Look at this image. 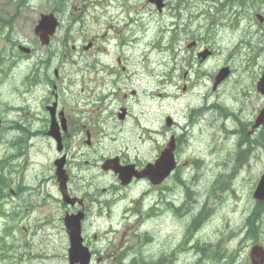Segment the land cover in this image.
Masks as SVG:
<instances>
[{"label":"rangeland","instance_id":"374dc122","mask_svg":"<svg viewBox=\"0 0 264 264\" xmlns=\"http://www.w3.org/2000/svg\"><path fill=\"white\" fill-rule=\"evenodd\" d=\"M56 1L57 4L60 3V7L64 9L62 21H66L67 17L72 14L71 11L73 6L74 9L78 6L79 10L76 12L75 16H81V18L76 19L77 17H74V21H68L67 24L73 28L72 35L82 36L83 34L88 40L95 38L91 49H83L87 46L88 42L83 40L80 45H75V47H77L76 51H71V47L73 46L71 43L67 48L68 52L60 51L59 53L65 59V66L62 72L59 71V73H65L61 86L62 94L60 99L62 102L61 106H64L66 109V114L78 121L82 126H87L89 128H93L90 126L89 115L94 123L97 122L95 120H97L99 115L102 117L104 116L108 121V126L103 128L101 132L108 135V137H110L109 135L111 134L113 138L115 135L120 134V123L126 122L131 134L128 137L122 134V137H115V140H117L116 144H124L127 141L133 146L131 147L132 151L143 147V142H148L149 148H151V159L156 158L159 149L165 146L171 137H180L179 142L181 150L176 148L179 159L178 170H183L187 163L189 166H192L196 161L200 162L201 167H203L204 162L206 163V160L208 161L209 158H211L210 164L207 166L209 171L205 169L206 180H204L201 175L202 170L196 169L194 175L196 177L193 178L197 180H191L193 186L187 193L179 189L184 183V179H170L159 190L155 189V187L150 185L147 181L135 183L129 188L121 189V191L118 192L119 197H122L125 193L130 191H133V193L126 199L114 203L113 209L115 210L113 211L115 214L112 215L111 220L116 231L108 235L103 248L93 258L92 264H118L122 254L126 250L132 251V255L126 260V264H129L133 258L141 253L142 258L147 261V264H154L166 254L168 259L172 260V264H252L249 259V254L251 249L256 245L262 250L264 259V215L256 216V220L259 223V232H257L258 234H256V237L253 238V234H251V237L246 238V234L239 231L243 223L239 224L238 215L244 216L237 202V194H239L240 190L236 189L235 192L234 189L230 188L227 191L216 190L213 195L211 194L215 182L213 173L216 171H224L228 167L225 166L220 168L214 166L213 160L215 158L220 162H224L225 165L229 163L230 167H232L239 154V148L244 147L247 149L248 156L255 154L252 158H257L259 160L255 164L254 173L264 162V156H262L264 153L257 154V152L260 151L257 145L262 143L263 140L254 135H248V132L253 134L251 131L253 120L263 105V101L261 102V99L255 91V84L261 74L259 70L261 65L264 64V60L256 59L255 62V59L250 58V60L254 61V63H251L245 56L240 59V54H235L237 52L236 48L240 37L248 29L253 28L252 30H256L258 28V24L255 22L257 14H254L255 18L246 19L247 21L242 25L240 31L233 32L231 26L225 28L224 25L217 28V21L222 16H219L218 13L215 12V7L219 5L222 0H214V15L212 16L214 23L204 27L198 32H192L187 36L188 39L194 41L206 39V50L209 53L201 60L203 62L202 66L200 68L196 67V72L192 76L181 78L177 82V91L174 93L176 101L173 104L174 109L172 110L174 111L175 118L183 125H186L187 128V130L180 132L173 129L171 125L167 126L166 123L153 125L155 121V116L153 114L158 108L161 99L158 97L160 94V87L158 88L156 82H150L145 89L144 84L148 80V76H141L137 82L134 80V76L137 72L141 75H146L141 71H137L135 68L141 66V63L149 51H153L148 42L156 41L159 43L161 41L160 36L156 32L163 29L168 23L167 21L164 22V24L155 23L160 15L156 13V8L152 7L147 0H138L135 2L134 6L132 5L134 0L115 1L112 3L113 9L110 10L111 14H115L114 16H108L106 8L105 11H97L95 9L96 6H94V0H28L23 5L22 0H0V20H8L12 16L16 17L13 19L11 25H4L0 22V64L2 68L6 69L7 64L21 57V52L13 47L16 42L24 48L31 49L34 55L42 54V57H49L51 53L54 52V47H42L41 44L37 42V38L33 34V29L41 14L52 12L51 9L54 7ZM163 1H165V3H170L176 0ZM118 4L121 6L119 10L116 9ZM83 6H85L84 9ZM142 9H144V12L141 15ZM179 13H182V11H179ZM259 14L261 15V13L258 12V15ZM58 15L60 16V14ZM138 18L139 21L135 23ZM205 25L206 23H204V26ZM238 28L239 26L236 29ZM222 32L224 33L223 36ZM139 39H142V42L136 47L129 41ZM58 40L59 38L56 37L54 42H58ZM104 51L113 59V80L120 76L119 67H125V70L121 72V78H130L134 80L132 82V89L134 91L126 89V97L123 96L121 92L116 93V100L107 108H103L102 102H97L87 105L84 111H81L78 116H74L73 109L76 107L70 106L72 101L77 99L79 93L80 98L85 101L95 97L96 89L92 83L94 81L93 75L89 73L90 71L88 70L92 68L95 60L100 65L106 63V59L103 57L96 58L97 53H102ZM156 51H158V49ZM192 51L194 55L198 53L197 50L192 49ZM116 57L120 58L119 63ZM36 58L37 56L33 57L31 62H34ZM22 62L23 63L19 66L20 69L24 68V64L27 63L25 60ZM87 65L88 69H86ZM30 68H32V66ZM225 68L230 71L229 76L226 80H224V78L218 82L216 77L218 73ZM25 74L26 73H19L15 75L13 79H9L7 85L17 84L19 79ZM2 78L4 77L2 76ZM132 92H135L134 95ZM210 96H212L211 101L207 100ZM0 98H4L1 100V103H8L10 99H14L18 100L14 102L15 104L21 103L25 105L24 111L29 110L32 112L33 110L32 99L19 100L11 91L1 92ZM128 101L134 113L128 114L127 119L125 121L121 120L122 122L119 123L116 112ZM213 101L214 103L212 106L210 103ZM221 102H224V104L229 107L228 111L217 106ZM165 103L166 102L163 101V104ZM207 106H212L207 114L209 118H205L203 123H201L200 118L206 116ZM211 113H213L214 116H212ZM223 113H230L232 118H229L225 122L219 116L217 117L219 119H216V114ZM26 114L27 112H25L24 116ZM143 114H145L146 117L142 118L141 116ZM234 115H236L238 122L234 119ZM12 117L14 116L8 114L6 119H11ZM28 118H31V116ZM223 123L225 124L223 125ZM36 126H38V124ZM84 130V127L80 128V131L76 133L75 136L78 137L76 140V147H82L84 148V152H86V157H84L82 161L91 162L94 160V167L84 171L85 177L83 179L86 180V186L90 187L85 193V196L88 197L91 190H94L93 195H97L99 190H101V187L96 183L94 184L92 181L94 178L102 175L100 167L103 166L104 160L99 162L98 158L101 155H94L93 157L92 148L85 146L87 139L85 138ZM7 131L8 129L5 128L0 129V137H5ZM152 131H156L159 135L153 138ZM233 132L234 134H232ZM210 133H212V137L209 136ZM192 135L201 136L197 139V148H192L189 145ZM67 138H69V140L71 139V131H68L66 135V139ZM208 141H210V145H214L213 148H215L216 157L212 158L208 156ZM29 143L30 142H26V149L28 152L22 154L24 158L17 171L12 175L8 174V176L18 182L26 175V177H28L26 181L27 185H32L34 182L41 179H44L46 183L52 184L49 178L50 166L48 165L51 153L42 152V143L35 142L32 147H29ZM216 144H218V148L222 146L228 154L224 153L223 149L217 150ZM8 146L9 145L5 142L0 143V155L3 151H7ZM44 146H47V143L44 142ZM115 154L114 156L123 159L129 157L128 153L125 151L117 150ZM28 156L31 157L32 164L34 165L31 169H29L26 164ZM130 158H132L133 161L136 160L135 156H131ZM246 158L244 157L243 160ZM251 164L254 165V163ZM193 167L196 168L195 166ZM243 169L247 168L243 167ZM254 173L248 178L245 184V188L241 194L243 199H247L248 197L249 185L251 183L250 178ZM111 176L112 175L103 182L105 184H110L113 181ZM241 178H244L243 174ZM205 181L206 199L211 196L208 201V206L213 208H207L202 213L206 214V222L200 215L197 216L204 202ZM168 187H174L172 195L178 197L175 200L177 207L182 205L189 206L190 203L187 199H191L190 196L195 191L199 189H202V191L200 195L195 198L196 205L191 207L190 210L185 211L182 210V208L178 210L173 208L170 209L168 205H166L165 210H149V208L155 204H157L158 208L159 205L165 203L166 199L164 196L167 193L162 194V192ZM235 188L237 187L235 186ZM145 193L151 194L152 197L148 200H143V202H137L134 205L133 211H131L132 201L145 195ZM234 193L236 194L234 195ZM172 195H169V197ZM130 199L131 201L129 202ZM84 202L85 204L87 202L89 203L90 198L88 200V198L84 197ZM32 204H30L29 207H32ZM92 211L94 215L98 214V210ZM157 211L161 212L154 214ZM166 211H169V214H167ZM178 211L179 213H177ZM144 213L154 215V219H150L143 224L142 220L146 216ZM208 213L212 216V221L207 220ZM130 215L132 216L131 218H129ZM42 217L44 216L40 214L37 218ZM37 218L33 219V223H39ZM195 220L199 224L194 227L193 222H195ZM90 223L93 226L97 225L95 221L90 220V215L88 214V219L85 220L83 227L84 230L88 228V238L90 241H94V233L91 230L92 226ZM102 225L104 230L108 228L105 222H103ZM135 225L139 226L142 232H152V234L149 235L152 236L151 247H147L148 250L144 252H140L141 247L139 248V244H144L149 241V237L148 235L145 237L144 234L135 233ZM52 234L56 235L57 231H53V227L48 225V227L32 241L33 248H16L11 263L7 262V264H18L17 256L24 252H33L37 255L46 254L45 256H39L38 260L26 264H67L62 258L64 248H67V244L62 246V243H64L62 235L59 237L61 245H59L57 236L54 237V242H51L50 236ZM24 241L25 238L20 234L17 242L21 245H25L22 244ZM195 244L206 248V255H203V261L200 253H196V255H194L193 252L190 254L184 253L188 250L189 246H194L196 248ZM178 246H180V249L172 252L174 255L170 256V252ZM226 254L228 255L226 256ZM129 256V254H126V258ZM169 263L170 261L165 263L162 261V263L157 262L156 264Z\"/></svg>","mask_w":264,"mask_h":264},{"label":"flooded vegetation","instance_id":"af4514ba","mask_svg":"<svg viewBox=\"0 0 264 264\" xmlns=\"http://www.w3.org/2000/svg\"><path fill=\"white\" fill-rule=\"evenodd\" d=\"M165 7V6H164ZM233 18L239 17V15H231ZM11 18L15 19L16 17L12 16ZM13 21V20H12ZM2 22V20H0ZM59 38L58 42H54L55 38ZM38 42V40H37ZM39 43V42H38ZM18 46V42L15 43L13 46L15 49ZM54 47V52L51 53L49 57H42V54H36L34 55V52L30 50V53L28 55L22 54L20 58L14 59L10 64H7L6 69H3L1 64H0V93L4 91H11L12 94L16 96L17 99L19 100H27L28 98L32 99V104H33V110L30 112L29 110L24 111L25 105L21 103L15 104L14 102L18 100L10 99L8 103L4 107L0 106V129H8L7 132L9 133H23L26 131L29 132H39V134H46L48 130V121L49 118L54 117L56 119L58 118H64V123L63 125L60 126V128H64L65 131H63L62 134V141H63V148L69 150L70 144H69V139H66V135L68 131H75L77 127L79 126L75 121L70 120L68 117L69 115L66 114V109L64 106H61V94H62V82L64 78L65 73H59L62 72L63 67L65 66V59L59 54L60 51H64L65 47V42L62 38V34L57 31L56 34L49 39V44L47 48ZM91 49V47L89 48ZM37 56L34 62H31L33 57ZM103 57L104 59L107 60V63L109 65V73H112V67L108 62V57L109 54L104 51L102 53H97L96 58ZM25 60L27 63L24 64L25 67L20 69L19 66L22 61ZM31 63H30V62ZM89 65V64H88ZM87 65V66H88ZM32 66V68H30ZM94 72H96V75L98 76V79L100 82H104L105 78L108 76V73L105 71L108 69L107 64L100 65L95 62L92 65L91 68ZM19 73H26L23 77H21L18 81L17 84L15 85H7V82L9 79H13L15 75H18ZM2 76L4 78H2ZM6 85V88H5ZM15 88V90H14ZM4 98H0L1 100ZM10 112V115H13L11 119H6V116ZM25 112L27 114L24 116ZM29 113V114H28ZM212 116H214L213 113H211ZM31 116V118H28ZM209 118V115L208 117ZM205 120V119H204ZM203 120V121H204ZM203 121H200L203 123ZM38 124V126H36ZM28 136L27 133H24L22 135V139H26ZM50 139L45 138V140L41 141L43 144V149L42 152H49L44 146V142L47 143L49 142ZM9 145L15 146L19 150H23L25 148V144L23 140H19L17 142L9 143ZM178 145L175 147L177 148ZM119 150V149H117ZM116 149H110L108 150L107 157L105 160H110V159H116V162L113 163L115 165H128L132 164L136 168H141L137 163L133 162H127L124 161V159H120L116 155L115 152L117 151ZM142 150H145L143 148ZM50 153V152H49ZM147 154V152H146ZM241 155H244L246 158L248 156V153L246 150L242 152ZM64 156L67 157L66 153H64ZM176 161H178V155L177 153L175 154ZM104 160V161H105ZM107 173H112L111 171ZM202 177L204 180H206V171L203 169L202 170ZM116 175L112 173V183L116 181L115 178ZM196 177V176H193ZM50 181H51V176H49ZM171 179H178L177 177H172ZM170 179L166 180L164 183L159 184L158 186L155 187V189H161L165 183H167ZM192 180H197L193 178ZM138 181L136 179H132L130 183L127 186H121L119 183V186L123 189L131 187L133 184L137 183ZM142 183L143 181H139ZM36 185V182L32 184V186H28L27 184L21 185L18 182L14 181L12 178H2L0 177V204H9V199H12V197L9 194V190L12 189L14 191V194H27L30 189H32L33 186ZM41 185L42 188L39 191L42 196L44 197L45 195L49 194V189H50V183H46L44 179H41ZM174 191V187H168L166 188L162 194H165V203L166 205L169 206L170 209L174 208L173 202L170 201L169 195ZM69 192L72 194L71 189H69ZM204 196L206 198V181H205V190H204ZM176 200V199H175ZM162 204L161 206H163ZM73 208V207H72ZM72 208L66 207L64 210H70L69 212H73ZM166 208H162L160 210H165ZM68 211H65V213ZM157 211L154 214H157ZM200 215V212L197 214V216ZM196 216V217H197ZM87 217V211L84 210V220H86ZM204 220L206 222V214L204 216ZM150 235L152 232H148ZM87 238V237H86ZM87 241V240H86ZM90 242H88L89 244ZM66 247L64 248L65 251ZM97 254V251H94ZM126 254H128L126 251L122 254L121 259L122 260H127L130 258H126ZM163 255L159 260L158 263H163L170 261L168 259V256ZM170 256H173L172 252H170ZM137 258V257H135Z\"/></svg>","mask_w":264,"mask_h":264},{"label":"water","instance_id":"95a60500","mask_svg":"<svg viewBox=\"0 0 264 264\" xmlns=\"http://www.w3.org/2000/svg\"><path fill=\"white\" fill-rule=\"evenodd\" d=\"M150 1L153 2L155 0H150ZM56 27H57V22L52 14L42 15L36 27L34 28V34L38 37L42 45H47L49 37L53 35ZM22 51L26 53L28 52V50L26 49H22ZM259 89L261 90V92H264V73L262 76L261 83L259 84ZM259 125H264V107L260 111L259 116L257 117L255 121V127ZM48 135L58 141L57 129L55 128L54 125L50 126ZM253 196L256 199L264 200V175L262 176L260 182L258 183ZM80 219H81L80 215L73 216V217H66L64 219V223L68 230V235H69V238L71 240V245H72L70 248L71 264L74 261H78V260L82 261L81 264H87V258H85L84 260H81V251L79 247V242H80L79 240V220ZM261 261L262 260L260 257V262L258 264H261Z\"/></svg>","mask_w":264,"mask_h":264},{"label":"trees","instance_id":"16d2710c","mask_svg":"<svg viewBox=\"0 0 264 264\" xmlns=\"http://www.w3.org/2000/svg\"><path fill=\"white\" fill-rule=\"evenodd\" d=\"M109 1L110 0H94V6L97 7V11L102 12V11H105V8L109 4ZM113 1H119V0H113ZM242 1H243L242 6L245 7L246 6V0H242ZM255 1H256V5H255V11H253L254 14L255 13H258V11H257V4L258 3L259 4L261 3L260 0H250V2H252V3H254ZM56 4H57V1L54 3V7L51 9V11L54 12V13H56V14H61L62 15V13L64 12V9L62 7H60L61 6L60 3L57 4V6H56ZM192 4L195 5L196 2L192 0ZM225 6L228 7L227 1L225 2ZM84 7L85 6H83V9H84ZM167 7L168 8H173V7H177V6L169 4ZM78 10H79L78 9V6H76V9H74V6H73V9L71 11L72 14H70L67 18H69L70 21L74 20V17H77L76 19L81 18V16H75V14H76V12ZM172 10H173L172 13H169V14L173 16V20H172V26H173V25H176L181 20V15L175 13V8H173ZM162 17L163 18L160 20V22L164 23L165 22L164 19H166V15L163 14ZM212 23H214V22H212ZM68 31L73 32V28L70 25L68 26V30L66 32V34L68 35V38H66L65 43L68 41V39H71V40L74 39L73 37H71L69 35ZM83 39L85 40V36H83ZM177 41H178L177 39L174 40V44H173L174 46L177 45L176 44ZM65 46H66V44H65ZM21 140L24 141V139H21ZM263 141H264V139H263ZM240 158H241V160H243L244 155H241ZM219 186H220V182L218 181L216 187L219 188ZM252 221L250 222V226H251ZM11 229H14V227H12Z\"/></svg>","mask_w":264,"mask_h":264},{"label":"bare ground","instance_id":"6f19581e","mask_svg":"<svg viewBox=\"0 0 264 264\" xmlns=\"http://www.w3.org/2000/svg\"><path fill=\"white\" fill-rule=\"evenodd\" d=\"M133 36V35H132ZM14 90H15V88H14ZM16 91V90H15ZM8 97V96H7ZM216 116V115H215ZM27 139V138H26ZM198 213V212H197ZM189 226V225H188ZM259 232V231H258ZM262 232H263V230H262ZM258 234V233H257ZM242 237V236H241ZM163 248V247H162ZM222 254V253H221ZM228 254H226V256H227ZM167 257V256H166ZM225 257V256H224ZM226 260V259H225ZM164 261V260H163ZM165 263V262H164Z\"/></svg>","mask_w":264,"mask_h":264}]
</instances>
